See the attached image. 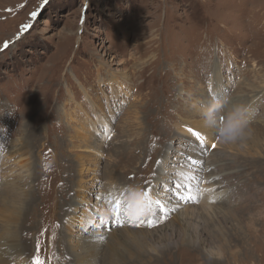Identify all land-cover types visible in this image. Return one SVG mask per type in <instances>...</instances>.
I'll use <instances>...</instances> for the list:
<instances>
[{
	"label": "rangeland",
	"instance_id": "1",
	"mask_svg": "<svg viewBox=\"0 0 264 264\" xmlns=\"http://www.w3.org/2000/svg\"><path fill=\"white\" fill-rule=\"evenodd\" d=\"M263 93L264 0H0V197L9 200L12 180L24 193L35 186L29 263L37 242L45 264H66L70 247L96 238L98 264H264ZM255 94L253 133L232 146L216 134L201 145L188 131L211 96ZM72 126L98 150L82 148ZM21 143L22 156L8 157ZM188 174L198 179L184 185ZM218 175L223 196L203 208L198 182L206 189ZM130 186L152 198L136 220L125 207L113 215L106 200ZM40 196L55 209L53 232L36 219ZM210 248L219 253L211 261Z\"/></svg>",
	"mask_w": 264,
	"mask_h": 264
},
{
	"label": "bare ground",
	"instance_id": "2",
	"mask_svg": "<svg viewBox=\"0 0 264 264\" xmlns=\"http://www.w3.org/2000/svg\"><path fill=\"white\" fill-rule=\"evenodd\" d=\"M256 78L259 79L260 76H258ZM259 93H260V91H259ZM200 94H201V91H200ZM260 95L255 94L254 96L253 95L247 96L239 103L249 104L251 106V109H252L254 102L257 101V98L261 97ZM250 98L252 100H250ZM186 108H187V106H186ZM191 108H193V107H191ZM192 110L195 111L194 109H192ZM134 113H135V115H137V112H134ZM183 122L185 123L184 125L188 124L191 127V129H196L198 132H200L202 135H204L205 138H206V142L207 141L208 142L212 141L213 137H215V134H216L215 130L205 127L204 124H203V120H201V121H199L197 123H194L193 121H191L190 123L186 124V122H188L187 120H183ZM84 123H85V120L81 121V125H83ZM156 124L157 125H161V124H158V123H156ZM162 125H164V121H163ZM72 128H73V126H72ZM41 131H43V130H41ZM73 132H75L76 134L80 135V138L78 139V142L81 144L82 148L90 149V151H93V152L98 150L97 147H95V146L90 144L91 143L90 142V138H88V136H86V132L84 133V128H82L80 126L77 127V128H73ZM192 132H193V130H192ZM106 133H108V129L107 128H106ZM250 133H253V131H250ZM229 144H231V143H229ZM231 146H232V144H231ZM15 148H16L15 151L11 150V149H13V147H12L9 150V152L11 151V153L7 152L8 157H11V156H22L23 151H24L23 150L24 149L23 144L21 143V147L17 148L15 146ZM88 156L89 157L90 156L93 157L94 154L93 155H89V153H87V154L84 155V157H86V158H88ZM75 158L77 160L76 162H78L79 165L82 168L84 166V164H83V162L81 160L80 155L76 156ZM210 166H212L211 168H212V171H214V173H216V174L219 173L220 174L222 172V169H221V167L219 165L210 163ZM197 171H199V170L197 169ZM78 175L79 176H83L81 170L79 171ZM188 175L191 176L192 174H188ZM195 175H197V174H195ZM224 175H226V174H224ZM224 175H218L216 180H211V182L208 181V180H210L209 178L206 179L208 182L205 180V186L208 189L207 188L205 189L203 187L201 188L202 184H200V182L197 181L199 183V185H200V189L202 190V193L208 190L207 194H199V193L195 194L196 196L198 195L197 199L201 198V200H199L200 201L199 205H201L203 208H207V207L212 206L214 204V202H210V200H212V199H214V201L217 202L215 200L217 195H221V197L219 196V198H222V196H223V191H222L223 190V186H220V185L222 183L221 178ZM197 177H198V175H197ZM187 181H189V180L183 178L181 183L186 185V184H188ZM7 184H8V186L5 187L4 194L7 195L9 200L0 197V222H1V224L2 223L4 224L3 227L7 231V232H5L4 234H2L0 236V264H14V263L17 264V262H18V264H23L24 262L30 264L29 263L30 259L27 258V251H28V248H29V239L25 236V234L28 235V233L26 232L27 230L24 231V229H28V231H29V229L31 228V230L34 231V226H29L28 223H27V219L31 215V210H33L34 204L36 203V206L38 205V201H37L38 197L35 198V196H34L35 186H32L33 189L30 192L24 193L22 191V189H21V184H20L19 181L12 180V181H9ZM217 184H220V185L216 186ZM197 192H199V191H197ZM44 193H46V194L49 193L50 198L49 197L48 198L49 199L52 198V195H51V193L49 191H45ZM187 195H189V194H187ZM193 195L194 194H192V196ZM117 198L123 199L122 197H119L118 194H117ZM219 198H218V201L220 200ZM39 199L42 200L41 196H40ZM197 199H196V201H197ZM106 200H108V196L106 197ZM184 200H185V198H184ZM183 201L180 202L179 205H181L183 203ZM185 202H188V201L185 200ZM44 204H45V208L41 209L40 215L38 214L37 208H36V219L37 218L38 219L41 218V220H42L41 222L46 227L45 231L53 232V230H54L53 227H55V226L47 225L46 222H47V219H49V218L56 219L57 216L55 217V209L53 208V205H51L52 206V211L48 213L47 212V205L50 204V202L48 203V201H46V202H44ZM64 205H65V207L67 206V208L64 209V214L66 216L70 217V218L73 217L74 211L76 210V208H75L76 207V203L74 201H68ZM109 206H110L109 210H112V208H111L112 205H109ZM123 207H125V209H127V206H123ZM187 207H195V206L194 205H192V206L185 205L184 206V204H183L182 206H180V209H182V212L183 211L185 212L188 209ZM121 212H122V210L120 211V213ZM61 216H62V214H61ZM185 218H186L185 215L182 214L181 215V219H185ZM26 227H29V228H26ZM20 229H22V233L20 232ZM157 230H158V228L155 229L154 232H156ZM54 232H55V235H56L57 234V227L55 228ZM36 234H35L36 236H39L40 235V231H38ZM149 234H151V233H149ZM63 235H64V233L62 231V233L60 234L59 240H58V246L60 247V249H58V250H61V248H62V246L64 244ZM40 237H41V235L39 236V238ZM49 243H51V241ZM192 243L193 244L197 243V241L195 242V241L192 240ZM100 245H101V240H96V238H94V239H90V240H84L82 242V244L79 245L78 247H74V246L70 247L71 256H69L68 260L66 261V264H98V255L100 253V248H101ZM13 255H16L17 261H10V259L13 257Z\"/></svg>",
	"mask_w": 264,
	"mask_h": 264
},
{
	"label": "clouds",
	"instance_id": "3",
	"mask_svg": "<svg viewBox=\"0 0 264 264\" xmlns=\"http://www.w3.org/2000/svg\"><path fill=\"white\" fill-rule=\"evenodd\" d=\"M251 106L245 103H234L229 95L223 97L213 95L200 109L203 124L207 128L214 129L218 140L229 144L244 139L250 134ZM128 196V215L133 219H139L150 211L144 191L139 186H130ZM209 261L219 257L216 249L206 251Z\"/></svg>",
	"mask_w": 264,
	"mask_h": 264
},
{
	"label": "snow or ice",
	"instance_id": "4",
	"mask_svg": "<svg viewBox=\"0 0 264 264\" xmlns=\"http://www.w3.org/2000/svg\"><path fill=\"white\" fill-rule=\"evenodd\" d=\"M44 3H47V0H44ZM36 13H32V16L35 17ZM25 28L30 27V25H25ZM7 43L4 44V47L7 48ZM189 132H192V129L189 128L188 129ZM193 135L195 136L196 141H199L201 145H203L206 142V138L204 135H202L200 132H194ZM211 147L213 149L216 148V144L213 143L211 145ZM193 163H195V161H193ZM186 179L188 180H193V179H198L196 177L193 176H188L186 177ZM204 182V181H201ZM176 187L179 189L180 187H183V185L177 184ZM197 190L199 191V188H197ZM129 191L130 188L129 187H125V188H121V189H117L114 192H110L108 194V203L109 205H112V214L113 215H119L120 213V209L123 206H128V196H129ZM214 191V190H213ZM117 194L119 195V197H122L123 199H119L117 198ZM144 196L146 197L147 200V204L150 207L151 203H152V198L149 195V193L147 191H144ZM186 199H192L191 196L186 197ZM210 202H215L214 199L210 200ZM157 204L160 203L159 200L156 201ZM145 222L143 220H141L139 223H135L134 226L136 227H142L144 226ZM153 223L151 220L147 221V227H153ZM36 254L34 255V257L32 258L30 264H45V261L41 259L39 252H40V246L39 243L37 242L36 244Z\"/></svg>",
	"mask_w": 264,
	"mask_h": 264
}]
</instances>
